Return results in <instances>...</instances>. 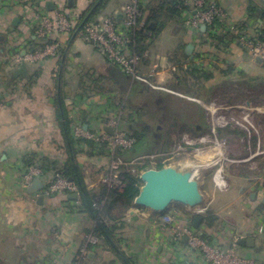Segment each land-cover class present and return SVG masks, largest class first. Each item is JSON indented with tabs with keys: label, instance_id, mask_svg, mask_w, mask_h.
Listing matches in <instances>:
<instances>
[{
	"label": "crops",
	"instance_id": "0c3cea01",
	"mask_svg": "<svg viewBox=\"0 0 264 264\" xmlns=\"http://www.w3.org/2000/svg\"><path fill=\"white\" fill-rule=\"evenodd\" d=\"M98 1L0 0V264H124V258L123 261L119 260L102 243L89 248L86 260L79 261V254L87 243V231L93 229L95 222L83 213L72 212L77 205L71 203L75 201L70 198L71 195L58 194L51 198L44 197L43 202L39 203V198H36L37 193H27L22 185L24 173L32 166L27 163L28 158L51 160L57 163L58 167L67 164L69 157L64 137L63 107L72 128L75 125L83 127L87 125L89 131L101 135L109 133L107 123L111 117L117 116L116 112L123 113L125 105L132 99L136 98L135 102L142 99L139 95L142 91L138 92L141 89L133 85L126 87L125 81L127 80L115 78V66L107 61L96 47L80 37V34L71 46L63 71L69 74L76 72L81 79L80 83L83 82V76L79 74L80 69H86L88 77L95 78L93 83H87L92 88L90 95L86 98L77 97L78 94L67 97L62 87L61 102L59 101L60 60L48 59L35 64L27 63V77L14 75L18 68L15 57L36 49L35 44L38 46L40 44L34 30L37 24L33 19L35 13L40 12L45 16H53L56 10H60L75 20L93 9ZM160 1H140L145 8L147 22L153 23L152 28L156 27V22L151 20V11L160 6ZM166 1L172 5L176 4V8L180 11L179 6L184 0ZM209 1L217 3L226 12L227 22L237 24L239 29L247 34H254L259 26L264 25V7L256 0ZM103 2L107 4V9L114 10V13L107 17L117 16L122 20L126 4L124 0H103ZM48 3L54 5V10L48 8ZM182 15L185 17V13L181 12L173 18H163L159 20V23L166 24L164 30L169 27L183 28V35L177 40L173 52L178 53L180 56L178 59L189 58L187 48L191 44H196L193 53H209L203 63L208 71L215 73V79L208 85L209 87L214 88L219 83L229 80L231 77L221 74L229 68H234L233 75L237 78L239 73H245L251 77L240 79L242 88L246 85L258 86L260 84V80L255 79L260 78L258 75H263L259 70L262 66L256 64L244 48L232 44L220 50L208 44L202 45V40L195 41L190 37L184 26ZM16 19L18 21L14 25ZM71 38L72 36L64 37V41L67 42ZM154 46L147 49L148 61L151 62L153 53H155ZM128 52L130 53L129 46ZM184 67L187 68L188 65ZM141 70L144 72L142 67ZM171 78L169 77L168 80L170 81ZM98 85L104 86L106 92L101 93ZM218 94L221 95L222 92ZM94 95L97 96L94 97ZM218 97V95L215 96L207 104L199 100H187L203 108L206 116L207 112L208 115L211 112L209 117L212 116V123H221V129L230 126V124L225 126L222 122L223 120L228 121L226 116L229 118L231 115H236L235 113L240 114L243 117L242 120L248 124V118L252 114L253 118L255 114L264 115V107L261 105L252 106L253 103H242L243 105H236L238 108H235V106H229L228 100H223L224 104L220 106L222 103L216 104ZM111 101L115 105H121L122 108L109 107ZM216 116L217 118L214 119ZM196 117L193 116L192 120L190 119L191 123L201 127L197 130L198 135L193 142L195 145L206 142L208 138L212 139V135L209 136V133H205L203 129V118ZM206 121L207 118L205 123ZM210 133L212 134L211 131ZM226 138L228 141L234 138L233 142L239 144L240 154L242 153L238 159L239 164L249 163V159H245L243 154L246 145H250V141L246 142L245 137L230 135ZM259 143L260 138L256 145L257 150L253 153L254 165L260 160L257 159L260 154L258 152ZM83 149H87L86 146ZM196 149L203 150L204 148ZM208 150L214 151L212 148ZM77 163L81 168L88 190L98 193L104 175L110 170L109 157L104 155L92 157L84 152L77 155ZM261 169L264 167H260L258 171ZM52 177L53 175L49 173L40 178L45 187ZM240 177L247 179V175ZM258 179H260L259 185L256 183ZM247 180L251 183L255 182L252 188L257 193L255 194L256 199H252L251 203H245V200L240 203V211L245 215L241 227L243 230L231 229L230 236H225L224 233H220V230L214 229L209 230L207 234L211 236L210 239L214 244L224 247L229 246L226 239L233 240L235 236H240L239 241L254 238V248L241 247L238 243L235 253L246 259L264 262V234L260 235L257 232V229L264 225V209L260 210V207L264 206V174L260 176L254 172L253 176L248 177ZM197 184L202 193L203 186L198 180ZM205 203L204 200L203 207L199 209L173 205L171 209L186 210L184 213L179 210H175L174 213L168 211L164 215H156L152 210L137 207L134 203V208L119 215L120 228L116 235L122 240L119 246L121 253H124L132 264H203L200 257L197 258L190 252L186 243L183 242L180 245L172 243L167 226L163 223V217L176 216L178 221L192 225L194 217L204 209ZM202 217L204 218V215ZM234 231H238L236 235H233ZM240 232H243L242 235L245 232L246 234L238 235Z\"/></svg>",
	"mask_w": 264,
	"mask_h": 264
},
{
	"label": "built area",
	"instance_id": "2783aa9c",
	"mask_svg": "<svg viewBox=\"0 0 264 264\" xmlns=\"http://www.w3.org/2000/svg\"><path fill=\"white\" fill-rule=\"evenodd\" d=\"M182 8L185 11V28L188 30L190 37L195 41H200L202 38V27L208 28L214 25L215 20L221 19L226 22V29L219 30V33L226 37L231 45H239L244 48L249 56L254 60L260 59L262 67H264V27L259 26L256 32L252 35L245 33L239 29L235 23L227 22L228 16L226 12L214 2L209 0H184ZM188 13V14H187ZM33 19L37 22L34 30L40 41L41 46L25 53L17 55L15 62L17 66L21 63H39L48 59H61L62 49L66 42L64 37H70L75 31V20L69 18L63 11L56 10L53 16H45L40 12L35 13ZM146 13L140 6L139 0H127L124 7L123 17L120 20L117 16H110L89 22L84 26L85 40L92 44L111 64L119 67L125 74L131 76L134 80L141 83H148L146 76L140 73V58L134 53L128 52V46L131 44L133 37L130 33L136 30L145 29L147 25ZM197 59L198 65H203L208 55L201 54ZM107 126L112 129L113 133H104L96 135L91 131H85L83 126H73V134L75 138L94 141L96 143H109L110 152L114 155L117 149L129 150L133 147L135 141L131 137H127L119 128L116 121H108ZM225 126L228 122L223 120ZM224 148L227 141H223ZM222 150V149H221ZM151 169L159 170L161 165L166 168H171V162L168 157L160 158L159 155L150 157ZM161 159V160H160ZM136 162L124 163L120 160H112L109 173L106 174L101 184L108 188H116L123 190L125 187V173L137 174V168L134 167ZM133 167V168H132ZM41 165L31 166L26 170L22 177V185L24 188L30 187L36 178L43 176ZM216 182L222 181L221 176H216ZM51 198L58 194L64 195H80L79 187L73 181L65 178L61 173L56 172L50 183L44 190L39 192L36 198L40 197ZM100 203V204H99ZM95 205V208H102L104 201ZM77 203L76 205H78ZM201 210L199 214H202ZM163 223L167 226L173 244L180 245L187 238V247L190 252L197 258L200 257L203 264H264L262 261L246 259L235 253L239 239L233 237V245L231 248L214 244L207 239H204L203 234L197 233L193 227L178 221L175 216L163 217ZM258 234H264V225L257 229ZM98 239L90 234L87 236V243L80 252L78 260H83L87 256L90 246L98 245Z\"/></svg>",
	"mask_w": 264,
	"mask_h": 264
},
{
	"label": "trees",
	"instance_id": "16d2710c",
	"mask_svg": "<svg viewBox=\"0 0 264 264\" xmlns=\"http://www.w3.org/2000/svg\"><path fill=\"white\" fill-rule=\"evenodd\" d=\"M140 1L141 0H139V2ZM140 6L145 12V8L142 3H140ZM179 7H180L179 8L180 11H178V9L176 8V4L172 5L166 0H161L160 6H158L157 8L151 11V14H152L151 20L156 22V27L152 28L151 25L153 23L150 24V22H148L145 29L136 30V31L132 30V32L130 33V35L133 37V40L131 44L129 45V50H130V53H134L140 58L141 66L139 70L141 71V74L142 73L148 74L150 71L149 69L152 65V62L150 60L148 61L147 59L148 58L147 49L152 47V45L157 42V39L159 38L160 34L166 28V24L162 22L159 23V20H162L163 18H166V17L173 18L174 16H178L181 12L184 13L185 11H187L186 9L182 8V4ZM98 10H99V7L96 9L92 17L89 19V22L92 21L93 16L97 14ZM91 11L92 9L89 10L83 16H81L82 18L80 17V19H76V21L74 22L75 31L80 27L84 19L89 15ZM182 18L185 21L184 15H182ZM226 28L227 27H226L225 21H222L221 19L215 20L214 25L208 28V30L205 33H202V38H201L202 45L208 44L210 46H215L217 49H220V50H223V48L229 47L231 45V42H228L226 37L219 33V30H225ZM83 30H85L84 27L82 28L81 32ZM148 34H151V36H149ZM203 35H206V36H203ZM69 42L70 40L66 42V45H68ZM35 47L37 48L40 47V44L39 46L35 44ZM65 49L66 48L62 49L61 57L63 56ZM201 54L202 53L197 54L193 60H190L189 58H185L183 60L179 59L178 61H176V63H178L179 71L173 75V79L168 85V88L171 91H174V92L179 93L180 95H184L186 97L192 98L195 101L199 100L204 104L210 103L211 99L217 96L218 93H220V91L222 92L220 97H222L224 101L228 100L229 106H236L241 103H251L248 97L250 93V89L253 90L257 86L246 85L244 88H242V84L240 82V79L241 80H243L244 78L248 79V78H251L250 76L248 77L247 74L245 73H239V77L237 78L235 75H233L234 68H229L227 71H224L221 74H223L226 77H231L232 79L229 78V80L221 82L218 84V86L211 88L208 85L215 79V73L213 71L212 72L208 71L203 65H198L196 63L197 59L202 56ZM203 54L209 55V53H203ZM59 64H61V59L59 61ZM185 65H188V67L185 68L184 67ZM114 66H115V69H114L115 78L119 80H124V81L127 80L125 81V84H127L126 87L133 85L136 88L138 86L141 89L138 91L139 93L141 91H144V92L152 91L151 88L145 87L141 82L136 81L131 76L125 74L119 67H117L116 65ZM141 67L144 70V72H142ZM255 80L256 81L260 80V84L261 82H264V78L263 79L259 78ZM87 88H91V86H88L87 83L83 81L80 86L77 97L86 98ZM98 88L101 90V93L106 92L104 86L98 85ZM81 90L83 91L82 93H81ZM135 99H132L131 101H129L127 105H125V110L126 111L128 110L130 114H129L128 119L126 120L127 130L125 128L126 131H123V132L127 135L129 134L131 138L134 139L135 141L131 149L123 150L119 148L117 149L116 153L112 155L110 152V145L107 142L96 143L94 141H88V140L75 138L73 134V128L71 126V122L67 118L65 108L63 107L64 137L66 140V146H67L66 149H67V153L69 157L67 164L62 167H58V164L55 162H52L51 160L32 159L33 160L32 161L30 158H28L27 160V163L29 164V166L31 165L34 166V164L41 165L44 175L49 174V173L53 175L54 173L59 172L65 178L69 180L72 179V181L78 185L79 191H80L79 198L72 202L68 200L69 202L73 204L79 203L77 206H75V208H73L74 210H72V212L83 213L90 220H93L95 222V226L93 227V229L88 230L87 234L88 235L93 234L99 241L98 245L102 243V245L106 249H108L110 252H112L119 260L123 261V258H124V261H123L124 264H132V263L131 261H129L127 257H125L124 253H121V250L119 247L122 242V240L118 239L116 235L117 231L120 228L119 222L121 218L119 217V215L129 211L131 208H134V203L136 199L140 196L142 192V188L144 187L142 175L146 173L147 171L151 170V165H150L151 158L150 157L156 155L155 152H153L148 147L149 137L143 136V133H145L146 130H144L143 127L140 126V122H141L140 117L142 116V114L139 113L138 109L132 107L133 104H135V101H134ZM261 99L262 98H259V100ZM256 101L257 100L253 102L254 104L256 103L255 104L256 106L262 105V102H259V101L256 102ZM109 105H110L109 107H113L115 109L122 108L121 105L120 106L115 105L113 101H111ZM122 112L123 113L121 114H124V111ZM201 113L202 115L203 114L205 115V111L203 108H201ZM204 120H205V117H203L202 125L204 127H207L205 125ZM190 124H191V121H190ZM208 133H209V136L212 135L209 131ZM225 133H227V135ZM218 134L219 136H215L217 139L226 138V136L228 135L233 136V137H242V138L247 137L246 133L240 130L233 129L232 126H229L228 128H224V129H218ZM194 139H195V136H194ZM257 140L256 138H254V144H253L254 150L256 149L255 146L257 144L256 143ZM84 146H86L87 149H83ZM196 146L201 147V144L198 143ZM84 152L87 155L92 156V157L97 156V155H104V156L109 157L111 161L115 159V160H120L124 163H133V162H136L141 157H145V156H148V157L146 159L147 161L144 162V165L136 167L137 174H132V173L124 174L125 187L123 190L116 189V188H108L104 185H101L100 191L98 193H93L88 190L84 182V177H83L81 168L79 164L77 163V155L79 153H84ZM159 156L160 158L168 157L167 154H162V153H160ZM161 169H164V168H162V166L160 165L159 170ZM251 175L253 176V174ZM251 175L247 176V178L250 177ZM101 201L105 202L103 207L96 209L95 205H97ZM263 209H264V206L260 207V210H263ZM206 214L203 218L204 220H203L201 227H203L207 223L210 230H212L213 225L211 221L216 220V218L214 216L207 217ZM203 237L204 239H207L213 243V241L210 239L211 236L208 235L207 237H205L203 235ZM92 246H90V248ZM121 255H123V257Z\"/></svg>",
	"mask_w": 264,
	"mask_h": 264
},
{
	"label": "rangeland",
	"instance_id": "374dc122",
	"mask_svg": "<svg viewBox=\"0 0 264 264\" xmlns=\"http://www.w3.org/2000/svg\"><path fill=\"white\" fill-rule=\"evenodd\" d=\"M99 2V1H98ZM97 2V4H98ZM125 3H127V0H124ZM123 2V3H124ZM96 4V5H97ZM114 13L113 9H107L104 2H102L99 5V10L95 16H93L92 21H96L99 19L107 18V16ZM81 17V16H80ZM91 21V22H92ZM264 27V25H261ZM177 30V32H175ZM183 28H174L169 27L168 29L164 30L161 38L157 40V43H154L152 47L155 48V53L152 60V65L150 68V71L148 74H143L148 79V83H142L145 87H149L152 89V91L155 92H161L164 93V95H171L173 97H179L180 99H191L192 98L186 97L184 95H180L177 92L171 91L168 88V85L173 79V75L179 71L178 69V61L180 56L178 53L174 52V47L177 45V40L183 35L182 33ZM151 36V34H148ZM86 33L85 30H83L80 33V37L85 38ZM201 41V40H200ZM194 43V42H193ZM196 45V44H193ZM66 46V45H65ZM151 47V48H152ZM185 54V53H183ZM199 53H192V55H189L190 60H193L194 57ZM193 57V58H192ZM151 58V57H150ZM149 59V58H147ZM162 62L165 65L162 66ZM167 67V68H166ZM261 73L263 75H258L260 78H264V67L259 68ZM86 69H80V76H83V81L86 83H93L95 81V78L92 76L87 75ZM141 73V71H140ZM62 86H61V92L63 87V93L68 97L75 96L79 92V88L82 83L79 75H76V72H72V74H69L67 72L63 73L62 76ZM96 77H99L96 75ZM169 77H172L169 81ZM89 86V85H88ZM92 88V87H91ZM87 88V95H90V89ZM83 91L81 90V93ZM92 92V91H91ZM80 93V94H81ZM97 95H94V97ZM218 99L216 104H221L222 106L224 104L222 97H220V94H218ZM249 101L251 104L257 100L259 102H262V105L264 107V82H261L256 88L253 90L250 89V93L248 95ZM259 98H263L259 100ZM188 101V100H186ZM256 101V102H257ZM142 103V99L138 102H135L133 104V108L138 109L139 106ZM137 103V104H136ZM242 104V103H241ZM245 104V103H243ZM242 104V105H243ZM256 104V103H255ZM253 103L252 106L255 105ZM240 105V106H242ZM246 106V105H245ZM256 106V105H255ZM235 108H238V106H235ZM139 110V109H138ZM237 110L235 109V112ZM211 112H209V115ZM119 114V115H117ZM130 112L127 110L124 111V114H121V112H116V117H111L108 121L114 120L118 123L119 128L123 131H126V120L129 117ZM236 115H231V117L226 118L228 119L227 122L230 124V126L233 127V129L240 130L247 134V137H245V141H250V145H246V149L244 151L243 156H245V159H249V163L247 164H239L238 159L242 156L240 154V147L237 142H233L234 138L230 141L227 140V138L223 139H217L215 136H219L218 129H221V123H212L211 117H209L207 112V117L209 118V122L205 123L207 126L206 131L212 132V139L200 143L201 147H197L193 142L191 138H188L187 136L179 137L178 135H173L172 141L170 144V147L168 149H165L162 154H167L168 158L170 159V166L171 168H178V171L183 174L184 176L190 178L191 180L199 183L203 186L202 188V196L204 200L206 201L204 209L202 210V215L207 217L214 216L216 220H212L211 223L213 225L214 230H220V233H224L225 236H230L229 232L232 230H235V228H239L240 231L243 229L242 224L244 221L243 213L240 211V203L245 200V203H251V195L256 194L257 191H255L252 187L255 185L254 183H251L247 179H243L240 177L248 176L251 174L258 173V175L263 176L264 169H260V167H264V115L261 114H255V117L253 118V114L248 118V122L243 121V117L240 116V114L235 113ZM242 117V118H241ZM217 118L214 117V119ZM251 120V122H250ZM223 122V121H222ZM109 124V122L107 123ZM224 124V123H223ZM192 126L195 127V124L191 123ZM126 128V130H125ZM214 132V133H213ZM227 135V133H225ZM127 137H131L130 135H127ZM182 136V135H181ZM242 138V137H241ZM254 138L256 140L260 138V149H258L259 158L260 159L258 163L255 165L253 164L252 158H254L253 153L256 152L257 149L254 150L253 144H254ZM223 141H227V145L224 148ZM258 143V140L256 141ZM257 145V144H256ZM205 146V147H204ZM239 147V148H238ZM258 146H255L257 148ZM196 148H204L202 149H196ZM208 148L214 149V151L210 152ZM222 149V150H221ZM243 152V150L241 151ZM160 154V153H159ZM156 154L153 157L155 159V156L159 155ZM148 156L139 158L134 165V167H139L144 165V162L147 161ZM156 160V159H155ZM152 161V162H155ZM133 168V167H132ZM164 168V167H162ZM109 171L106 173L108 174ZM216 176H221L223 179L222 181L216 182ZM252 175L250 176V178ZM247 180V182H245ZM256 180V179H255ZM260 179L256 182L259 185ZM256 184V185H257ZM257 185V186H258ZM143 189V188H142ZM256 199V198H255ZM176 207V206H175ZM175 210H179L182 213L185 212L186 209H171L169 212L174 213ZM210 215V216H209ZM253 219L251 220V222ZM207 225V223H206ZM204 225L203 227H200L199 229H194L197 233L203 234L205 237L208 236V232L210 230L209 226L207 227ZM238 229V230H239ZM225 230V232H224ZM235 232V231H234ZM238 232V231H236ZM234 233L233 235H236L237 233ZM243 232L238 233V235H245L241 234ZM236 238L240 236H235ZM259 240L261 238H258ZM226 242L229 244V248L232 247L234 241L226 239ZM88 255V254H87ZM80 257V255H79ZM87 256H84V259L86 260ZM83 259V261H84Z\"/></svg>",
	"mask_w": 264,
	"mask_h": 264
},
{
	"label": "water",
	"instance_id": "95a60500",
	"mask_svg": "<svg viewBox=\"0 0 264 264\" xmlns=\"http://www.w3.org/2000/svg\"><path fill=\"white\" fill-rule=\"evenodd\" d=\"M264 7V0H256ZM103 2L99 0L98 4L92 9L89 15L84 19L80 27L74 32L72 38L66 47L63 56L61 57L60 71H59V101L61 102V83H62V74L64 66L69 55L71 46L77 36L80 34L82 28L88 23L89 19L92 17L96 9ZM48 8L54 10V5L48 3ZM18 19L14 21V25ZM202 30L205 31L206 27H202ZM194 45H189L187 48V54L192 55L194 51ZM193 58V57H192ZM256 64L261 65L262 61L260 59L256 60ZM262 66V65H261ZM15 76H28V66L25 62L21 63L20 66L16 69ZM158 92L153 93L152 97H156ZM161 98L166 97L164 93H161ZM54 102V101H53ZM85 131H88V126L85 125ZM109 134H112V129L108 130ZM142 180L144 182V187L140 196L136 199L135 205L137 207L145 208L152 210L156 215H164L169 211L173 205H183L189 207L190 209H199L204 205V199L197 182L191 180L190 178L181 174L178 170L174 168H166L161 170L151 169L142 175ZM72 181V179H70ZM45 189V186L41 182L40 178H36L33 184L30 187L25 188V191L29 194H38ZM255 194L251 195V199H255ZM73 200H77L79 195L74 194L70 197ZM44 196L40 195L39 203H42ZM203 221L202 214L196 215L193 219L191 227L198 229ZM184 243H187V238L183 240ZM241 247H255V239H241L239 242Z\"/></svg>",
	"mask_w": 264,
	"mask_h": 264
},
{
	"label": "flooded vegetation",
	"instance_id": "af4514ba",
	"mask_svg": "<svg viewBox=\"0 0 264 264\" xmlns=\"http://www.w3.org/2000/svg\"><path fill=\"white\" fill-rule=\"evenodd\" d=\"M153 93L155 91H142L139 94L142 96L143 102H140L141 105L138 109L142 114L140 126L146 130L143 136L149 137L148 147L155 154L170 147L173 135L187 136L193 140L197 135V130L201 128L199 125L194 127L190 124V119L192 120L193 116L201 119L205 117V120L207 118L206 123L208 122V117L206 114L202 115L201 108L197 104L171 95H166L162 99L161 92H158V95L153 98ZM206 128L203 129L205 133H208Z\"/></svg>",
	"mask_w": 264,
	"mask_h": 264
}]
</instances>
